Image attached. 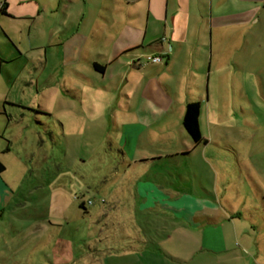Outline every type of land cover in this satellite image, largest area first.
<instances>
[{
  "label": "rangeland",
  "instance_id": "374dc122",
  "mask_svg": "<svg viewBox=\"0 0 264 264\" xmlns=\"http://www.w3.org/2000/svg\"><path fill=\"white\" fill-rule=\"evenodd\" d=\"M10 1L0 15V264H238L264 226V42L252 33L233 56L210 42L200 74L208 143L182 156L178 125L163 132L142 113L148 129L123 130L146 84L168 93L145 54L126 65L97 47L113 0ZM74 38L87 39L85 52ZM162 199L210 214L234 249H204L203 230Z\"/></svg>",
  "mask_w": 264,
  "mask_h": 264
},
{
  "label": "crops",
  "instance_id": "0c3cea01",
  "mask_svg": "<svg viewBox=\"0 0 264 264\" xmlns=\"http://www.w3.org/2000/svg\"><path fill=\"white\" fill-rule=\"evenodd\" d=\"M113 1L115 5L111 8V19L102 22L101 27L106 26L100 27L99 33L106 32V27L109 31L98 35L97 47L100 51L105 49L104 55L113 58V61L120 58L125 59L126 65L130 59H136L144 54H161L165 59L164 64L160 62L161 64L146 65H156L154 70L157 69L159 72L160 82L164 85L169 96H166L154 81L149 84L150 92L147 93L146 84L145 91L143 89L144 99L140 100L141 106L138 105L137 109L134 110L128 103L126 111L122 112L128 118L131 115V121L122 126L127 137H130L132 131L148 129L145 121H141V114L143 113L164 122L163 125L159 124L160 131L165 132L178 125L179 133L182 136L185 135V141L189 147L183 148V152L177 153V155L184 156L189 154L191 150L205 147L208 142L204 145H195L183 126V117L187 103L199 101L201 103L200 128L202 131L205 89L202 87L203 80L200 74H205L204 69L209 68L207 63L210 42L212 52L216 49L218 54L226 52L233 56V54L240 53L244 49L248 35L256 33V40L259 41L262 48L264 42V0ZM0 5L4 6V11L0 10V15L10 16L8 8L12 2L3 0ZM86 40L84 39L81 43V40L77 41L74 38L75 43L71 42V46H75L77 49V45L81 44L79 51L80 53L85 52ZM88 53L87 50L85 55L87 56ZM218 63V67L230 65V63L224 64L223 61H218ZM97 64L101 65L102 68L95 67V70L105 74L108 66L101 63ZM137 70L141 71L140 65ZM179 72L188 73L189 76L186 75L180 79V83L175 87L171 81L172 78H175L173 74L179 76ZM149 97L152 98L153 102ZM173 109L175 118L178 116L175 123L171 116ZM159 154H161L160 151L153 153V157ZM162 158V156L159 157V159ZM4 189L2 188V191ZM160 204L167 206L170 209L167 211H173L176 217L186 218L187 226L196 229L197 232L203 230L204 249L213 248L214 251L220 253L234 249V245L231 246L228 243L224 234H217L216 229L210 227V224L216 223L210 214L206 216L197 215L191 209L192 206H188L186 203L185 205H178L177 203L167 205L162 199ZM258 232L261 234L253 236L254 238L249 242H244V250H241V255L239 254L237 257L238 264H264V226L260 227ZM141 236L146 238L144 232ZM174 258L178 262L184 261L179 257Z\"/></svg>",
  "mask_w": 264,
  "mask_h": 264
},
{
  "label": "trees",
  "instance_id": "16d2710c",
  "mask_svg": "<svg viewBox=\"0 0 264 264\" xmlns=\"http://www.w3.org/2000/svg\"><path fill=\"white\" fill-rule=\"evenodd\" d=\"M1 11H4V6H1ZM94 67L102 68L101 65L95 63ZM201 103L199 101L188 102L185 108L183 117V126L191 136L195 145H204L208 140L203 136L200 128ZM6 169L3 162L0 160V173ZM81 206H84L83 204Z\"/></svg>",
  "mask_w": 264,
  "mask_h": 264
},
{
  "label": "built area",
  "instance_id": "2783aa9c",
  "mask_svg": "<svg viewBox=\"0 0 264 264\" xmlns=\"http://www.w3.org/2000/svg\"><path fill=\"white\" fill-rule=\"evenodd\" d=\"M1 8V5H0ZM142 58H145L146 62L160 63L163 61V56L161 54H146Z\"/></svg>",
  "mask_w": 264,
  "mask_h": 264
}]
</instances>
